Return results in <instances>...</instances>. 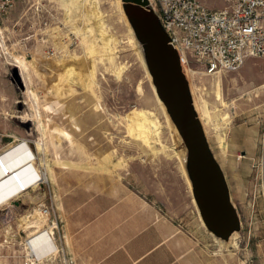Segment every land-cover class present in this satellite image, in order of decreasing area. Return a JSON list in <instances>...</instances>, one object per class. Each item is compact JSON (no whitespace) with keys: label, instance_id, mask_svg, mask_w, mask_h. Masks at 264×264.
Wrapping results in <instances>:
<instances>
[{"label":"rangeland","instance_id":"rangeland-1","mask_svg":"<svg viewBox=\"0 0 264 264\" xmlns=\"http://www.w3.org/2000/svg\"><path fill=\"white\" fill-rule=\"evenodd\" d=\"M202 2L224 7L223 0ZM131 28L122 0H0V153L20 140L36 158L0 186L6 205L0 209V264L25 263L26 244L37 238L25 221L43 204L51 217L42 223L48 230L57 222L59 244L64 215L57 184L76 182L78 175L129 187L161 207L202 264H264V58L219 76L193 64L188 78L241 221L239 245L226 251L194 204L182 148ZM34 172L47 182L30 184ZM58 246L55 264H65Z\"/></svg>","mask_w":264,"mask_h":264},{"label":"crops","instance_id":"crops-1","mask_svg":"<svg viewBox=\"0 0 264 264\" xmlns=\"http://www.w3.org/2000/svg\"><path fill=\"white\" fill-rule=\"evenodd\" d=\"M78 180L57 184L66 264H202L161 207L129 187L100 179L93 184L82 175Z\"/></svg>","mask_w":264,"mask_h":264},{"label":"water","instance_id":"water-1","mask_svg":"<svg viewBox=\"0 0 264 264\" xmlns=\"http://www.w3.org/2000/svg\"><path fill=\"white\" fill-rule=\"evenodd\" d=\"M123 1L157 95L186 147V170L201 218L210 233L228 241L235 232L241 231L240 217L232 202L226 175L196 110L179 53L147 0Z\"/></svg>","mask_w":264,"mask_h":264},{"label":"built area","instance_id":"built-area-1","mask_svg":"<svg viewBox=\"0 0 264 264\" xmlns=\"http://www.w3.org/2000/svg\"><path fill=\"white\" fill-rule=\"evenodd\" d=\"M147 1L177 49L184 73L197 64L204 75L219 76L239 71L250 58H264V0H223L224 7L217 10L209 9L202 0ZM37 183L43 185L42 180ZM40 210L51 217L47 205ZM51 224L57 245L58 224ZM56 260L51 255L41 264H55ZM63 261L66 264L65 258Z\"/></svg>","mask_w":264,"mask_h":264},{"label":"bare ground","instance_id":"bare-ground-1","mask_svg":"<svg viewBox=\"0 0 264 264\" xmlns=\"http://www.w3.org/2000/svg\"><path fill=\"white\" fill-rule=\"evenodd\" d=\"M122 2L124 4L123 0H122ZM123 9H124V6H123ZM127 20H128V18H127ZM128 22H129V20H128ZM131 29H133V28H131ZM139 53H140L141 58L143 60V65H144L145 72H146V75L148 77V80L152 84L153 91L155 92V94L157 96L158 103H159L161 109L165 112L164 114H166V116H167V120H168L167 122H169L168 125H170L171 130H172L175 138L178 141V144L182 148V151L180 150L182 153L179 155V160H180L183 176H184V178L186 180L188 189H189L190 193L193 195L192 184H191V181H190V179L188 177V173H187V170H186V147L184 145V142H183L178 130L176 129L174 123L172 122V119H171L170 115L167 112L166 106L159 99V97L157 95L155 86L152 83V77H151V75H150V73H149V71L147 69V66H146V63H145V60H144V55H143L141 46H139ZM20 63L23 64V61L20 60ZM81 66L82 67L84 66L81 69V71L84 70V72L86 73L88 71V66L85 65V62L82 63ZM191 73H193L192 69L191 68L190 69L187 68V70L185 72L187 78H191ZM87 75H88V73H87ZM87 75H85V77ZM194 103H195V101H194ZM195 107L197 108L196 110H198V107L196 106V104H195ZM139 125L142 126V124H139ZM153 125L156 127V125L154 123H153ZM203 127H204V125H203ZM204 130H205V128H204ZM205 133H206V131H205ZM40 147L41 146L39 145V148ZM35 164H36V158H35L34 152H32V150L30 149V146H29V144L27 142L19 140L16 145L14 144L12 146H9L6 150H4L2 153H0V186L5 184L7 181H11L12 178L14 177V175H16L17 173L27 169L30 166L35 165ZM34 175L37 176V178H33L32 179V177H35ZM28 180H29L30 184H34V185L37 183L38 180H42L43 182H47L45 177H43L42 175H38L36 172H34L33 175H31L28 178ZM193 200H194V204L196 205V201L194 199V196H193ZM5 206L6 205H3V204L0 203V209L5 207ZM196 207H197V205H196ZM198 211H199V209H198ZM200 217H201V215H200ZM32 218H33V220L27 219L25 221V224L27 225L28 229H36V231H33L30 234H31V237L35 236L37 238L32 239V241H33L32 243H28V242H27V244L25 243L26 244V247H25L26 253H25V260H24L25 263L24 264H26V263L27 264H36L37 260H39L40 264H41L44 261V257H48L49 258L51 255L54 256L55 258H57L56 255L58 253L56 251L58 250V247L56 245H54V243L51 240L52 235H54V230H53L54 228L51 226L48 229L49 231L45 230L44 224L42 223V221L44 223H48L50 221L49 217L45 216L43 214V212L41 210H39L36 215L32 216ZM201 220L203 221L202 218H201ZM203 223H204V221H203ZM41 234H43V235H41ZM239 235H240L239 232H235L228 241L221 240L219 238H216L214 235L213 236L215 237L216 241L220 244L221 249H225L226 251H229L230 247H232V246L236 247L237 245H239L238 243H236L237 237ZM44 240H47V241H45L46 244H47V247L49 248V250L47 252H44L45 249L42 250V248H41V245L44 243ZM53 241H54V239H53Z\"/></svg>","mask_w":264,"mask_h":264}]
</instances>
